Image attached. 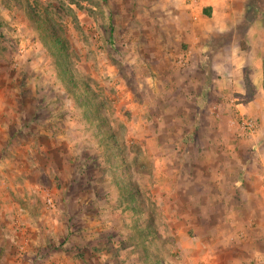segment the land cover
I'll return each mask as SVG.
<instances>
[{
  "label": "rangeland",
  "instance_id": "rangeland-1",
  "mask_svg": "<svg viewBox=\"0 0 264 264\" xmlns=\"http://www.w3.org/2000/svg\"><path fill=\"white\" fill-rule=\"evenodd\" d=\"M182 2L0 0V264H252L235 250L234 221L218 219L236 207L211 199L253 195L264 117L236 104L254 94L245 74L218 95L210 73L205 104H175L188 67L214 62L223 36L207 40L210 59L194 57L214 22ZM232 7L224 20L264 22V0ZM245 27L235 35L253 65L264 46L248 45ZM241 116L254 135L231 122Z\"/></svg>",
  "mask_w": 264,
  "mask_h": 264
},
{
  "label": "crops",
  "instance_id": "crops-1",
  "mask_svg": "<svg viewBox=\"0 0 264 264\" xmlns=\"http://www.w3.org/2000/svg\"><path fill=\"white\" fill-rule=\"evenodd\" d=\"M182 1L184 2H182L183 6H187L189 15H192L194 19H203V17H205L208 21L214 22L210 25V32L202 34V43L198 45V53L194 57H198L200 61H202L203 58L210 59V56L206 53V46H209L207 44V40L211 38L213 33L215 35L222 34L223 36L216 37L215 54H213V57L215 58L214 62H211L210 59V65H206L204 68L202 67L205 66V64H201L200 62L198 65L196 64L197 68H192L193 66L188 67L192 70H199V76L202 77L200 90H196L194 92V87L190 85H193V81L198 75H195L192 70H187L186 78L189 80V87L181 88L180 86L178 87V85L174 87L173 96L180 98L179 101H176L177 103L175 102V104H205L207 99L204 98V94H208L210 91L209 87L211 88L212 86L207 85L204 78H206L210 73L213 74L212 77L216 78V85L219 83V88L224 89L223 91L221 89H217L216 93L218 95L228 93L226 88L231 89L232 86V83L228 81L229 78L233 79L234 77H243L245 74L244 68L246 67L249 71V77L251 79L254 94L253 97L247 101V103L236 102V104L239 107L241 104H245L244 109H246L249 113H253L255 108H257V111L260 113V117H264V111L260 112L261 109L264 110V104H257L260 98L255 96L258 92L259 94L260 92H264V57L257 58L256 55H254L253 61H255V64H247L246 60L248 56H244V49L239 46V44L242 43L235 35L238 28L241 29V27H245L242 25L244 22L232 21L231 19L224 20L226 17L225 15H228L230 11H232V5L235 3H241L242 0H200L196 4H188L185 0ZM245 28L247 33V35H245V39L247 38L248 40V42L246 41L247 44H263L264 46V22L252 21ZM206 29L208 30L210 28ZM228 32L232 33V36H227ZM256 39L261 40L262 42H257ZM254 51L255 53L262 52L264 55V47L261 49L258 47L257 50ZM205 68H210L211 70L209 71ZM225 78H228V80L226 81ZM213 89L214 87L212 88V92L209 93H213ZM236 91L244 93L245 88H242V84L238 83ZM194 107L196 108L195 105ZM240 112H242V110ZM255 112L256 111H254V114ZM248 117L251 118L250 116ZM231 122L239 128L237 122H234V120ZM254 133L250 134V136L254 135ZM223 183L225 187L231 188L233 185L238 184L236 181L235 183ZM245 186L246 189L254 191L253 195L251 194L252 192L240 191L239 193H236V197H232V199L225 200V197L223 196L211 199V203L215 206H227L229 203H232V205L234 204L233 206L236 207V209H231L230 211L227 209L221 210V212L226 215H224V217L218 216V219H228L229 221H234L232 223H234L235 228L233 229V234L231 236H233L236 241L234 247L237 252L245 253L249 257V261L252 264L254 263L251 262L253 259L256 260L257 264H264V166L260 167L259 174L256 178H254V180L253 178H250L249 182L246 181ZM237 189H240V187ZM257 193L261 196L255 195ZM203 216L205 217V213L202 214V217ZM210 218L211 217H209V215L206 216V219L210 220ZM247 220H249L248 227L244 223L247 222ZM5 251L6 249L3 245L0 248V253ZM237 257L242 259L241 255H237ZM237 264H243V262H237Z\"/></svg>",
  "mask_w": 264,
  "mask_h": 264
},
{
  "label": "trees",
  "instance_id": "trees-1",
  "mask_svg": "<svg viewBox=\"0 0 264 264\" xmlns=\"http://www.w3.org/2000/svg\"><path fill=\"white\" fill-rule=\"evenodd\" d=\"M55 45H58V39H57V42H56ZM244 81H245V84H246L247 89H250V91H251V89H252V83H251V79H250V77H249V75L247 73H245V75H244ZM88 107H89V109H91V115H90L91 116L90 117L91 122L94 125L98 126L100 129L103 130L105 128L104 127L105 126V122L103 120L102 113L100 112V110L94 104H91V106L88 105ZM108 136L112 138V134L111 133H109ZM126 185H128V184H126ZM128 189L129 190H126L125 191L126 196H127V199H129L131 201H136V198L133 196L134 195V189L133 188L132 189L131 188H128ZM145 238H147V236ZM151 240H152L151 238L150 239L149 238L147 239V241H151Z\"/></svg>",
  "mask_w": 264,
  "mask_h": 264
},
{
  "label": "built area",
  "instance_id": "built-area-1",
  "mask_svg": "<svg viewBox=\"0 0 264 264\" xmlns=\"http://www.w3.org/2000/svg\"><path fill=\"white\" fill-rule=\"evenodd\" d=\"M188 4H196L200 0H185ZM239 129L244 134H253L256 130V122L249 117L241 116L238 120H236ZM49 202H51V199H49Z\"/></svg>",
  "mask_w": 264,
  "mask_h": 264
}]
</instances>
